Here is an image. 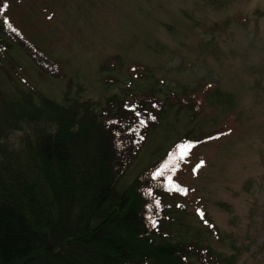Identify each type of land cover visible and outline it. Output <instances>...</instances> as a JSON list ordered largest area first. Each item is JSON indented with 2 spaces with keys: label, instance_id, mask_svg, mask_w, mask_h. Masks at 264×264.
<instances>
[{
  "label": "rangeland",
  "instance_id": "374dc122",
  "mask_svg": "<svg viewBox=\"0 0 264 264\" xmlns=\"http://www.w3.org/2000/svg\"><path fill=\"white\" fill-rule=\"evenodd\" d=\"M7 2L17 27L63 65L44 72L15 45L0 57V198L17 233L35 244L58 225L75 232L114 177L124 191L182 136L225 132L160 174L179 189L164 195L167 231L225 264H264V0ZM133 93L162 107L117 173L128 131L115 118Z\"/></svg>",
  "mask_w": 264,
  "mask_h": 264
},
{
  "label": "trees",
  "instance_id": "16d2710c",
  "mask_svg": "<svg viewBox=\"0 0 264 264\" xmlns=\"http://www.w3.org/2000/svg\"><path fill=\"white\" fill-rule=\"evenodd\" d=\"M7 12L9 2L0 0V57L8 60L7 52L15 45L44 72L60 75L62 63L52 61L47 51L36 46ZM161 107L162 103L150 93H133L119 104L115 121L125 123L128 138L113 163L116 172L131 163L147 144ZM201 134L199 138H179L126 190H115L116 177L104 184L90 202L88 218L75 232L66 233L67 228L58 225L51 235L45 234L32 244L10 225L7 206L0 198V264H225L224 258L204 246L175 242L165 223L170 218L171 206L164 202V195L168 192L170 197L179 189L176 184L163 183L162 171L226 133Z\"/></svg>",
  "mask_w": 264,
  "mask_h": 264
},
{
  "label": "bare ground",
  "instance_id": "6f19581e",
  "mask_svg": "<svg viewBox=\"0 0 264 264\" xmlns=\"http://www.w3.org/2000/svg\"><path fill=\"white\" fill-rule=\"evenodd\" d=\"M78 81H79V88H80V91H77V90H76V92L78 93V94H77L78 98H80V97H79L80 94L82 95L81 91L85 88V86H87V82L85 83L84 79H81V80H80V78L78 79ZM71 92H72L73 94H75L74 91H71ZM84 104H85V101H84V103H80L79 105L83 106ZM97 134L99 135V134H101V132H99V133H97ZM104 136H105V137L111 142L112 137H111L108 133H104ZM102 137H103V136H102ZM110 146H111V144H110ZM2 202H3V200H2ZM3 204L5 205L6 203L3 202ZM5 206H7L8 210L10 211V209H9V206H10V205H5Z\"/></svg>",
  "mask_w": 264,
  "mask_h": 264
},
{
  "label": "clouds",
  "instance_id": "9594fccd",
  "mask_svg": "<svg viewBox=\"0 0 264 264\" xmlns=\"http://www.w3.org/2000/svg\"><path fill=\"white\" fill-rule=\"evenodd\" d=\"M17 135H19V133H17ZM10 139L12 141L13 148L18 150L20 148V146H21L20 141L15 139V138H10Z\"/></svg>",
  "mask_w": 264,
  "mask_h": 264
},
{
  "label": "snow or ice",
  "instance_id": "6c2138e0",
  "mask_svg": "<svg viewBox=\"0 0 264 264\" xmlns=\"http://www.w3.org/2000/svg\"><path fill=\"white\" fill-rule=\"evenodd\" d=\"M185 155H186V153H185ZM181 158H183V157H181ZM184 191L186 192L187 190L185 189Z\"/></svg>",
  "mask_w": 264,
  "mask_h": 264
}]
</instances>
